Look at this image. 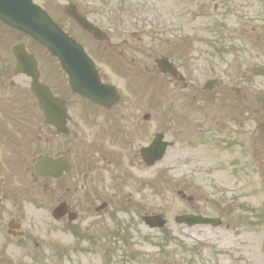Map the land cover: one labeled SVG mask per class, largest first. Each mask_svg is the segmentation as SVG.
<instances>
[{"label":"flooded vegetation","instance_id":"flooded-vegetation-1","mask_svg":"<svg viewBox=\"0 0 264 264\" xmlns=\"http://www.w3.org/2000/svg\"><path fill=\"white\" fill-rule=\"evenodd\" d=\"M230 16L238 19L242 30L251 27L256 33L254 21L264 19V0H217V27L219 19ZM12 85L10 67L3 61L0 90ZM0 98L6 103L4 92ZM21 101L24 96L16 94L18 108H0V237L7 231L8 241L26 252L17 259L55 262V238L40 244L34 236L43 229L54 233L55 207L61 204L68 215H76L72 221L65 216L62 222L74 238L79 231L78 245L89 239L90 230L115 229L118 234L125 225H134L131 217H125L124 178L148 180L150 170L154 176V168L140 159V148L148 140L135 141L153 119L144 121L140 114L116 105L80 109L74 102L71 127L61 139L54 129L39 123L42 114L37 109L21 110ZM140 126L143 131L136 130ZM43 156L53 162L65 157L67 170L60 176L38 173L35 166ZM98 239L91 237L89 242Z\"/></svg>","mask_w":264,"mask_h":264},{"label":"rangeland","instance_id":"rangeland-1","mask_svg":"<svg viewBox=\"0 0 264 264\" xmlns=\"http://www.w3.org/2000/svg\"><path fill=\"white\" fill-rule=\"evenodd\" d=\"M77 1L84 5L86 8L84 11L101 27L106 25L104 17L114 16L117 13L115 11V5L119 7L120 4H122L121 7L123 13L128 16V20L125 21L126 29L137 28L149 31L153 29L150 23L152 21L149 18L150 5L148 3L139 6H132L128 3L117 2L119 0ZM192 2L194 3L195 1L192 0ZM174 3L175 2L173 1L172 4ZM178 8L181 11L183 10L180 7ZM168 22L176 23L174 19H170ZM176 29L179 30L182 28L178 26ZM0 33H2L5 44L8 46L12 45L18 39L29 43L27 39L19 38L17 35L10 33L7 30H0ZM154 38H156V40L153 39L152 41H156V46L159 48V45H161L159 41L162 42L163 38ZM260 45L263 49L261 50V47L256 48V46H254L253 52L258 57L262 55L260 59L264 61V44ZM160 51L162 52V49H160ZM172 52L173 50L171 53ZM204 55L195 51L191 54L189 53L188 60L194 57L198 59ZM135 56L141 57L140 53H135ZM124 81H126V78H124ZM254 81L255 82H253L252 86L253 89L264 90V75L256 76ZM148 82V87L144 89L143 85L139 83V79H137L136 84L138 87H142V89L138 91L132 88L131 91L135 95L136 92H138L139 95L143 96L144 94L145 97L147 93L149 95L151 94L153 98L155 96V102L153 104L157 118L154 124L156 131H160L163 130L165 125L159 117L163 115L164 111H166L169 108V105H171V103H169V94L167 96V91L164 89L163 79H150ZM126 95L135 97V95L130 92L126 93ZM172 95H174L173 99H175V96L180 98L178 102L184 109H191L192 111L193 108H198L197 102L191 103L188 97L183 96V92H173ZM208 105L213 107H208L203 114L211 115V110H217V118H219L222 123L224 122V119L221 115L232 114V111L238 110L237 105L232 107L230 104L217 101V99L215 102L209 100ZM184 115L187 118L186 122L183 120L178 124L186 126L187 129L185 130L183 126L175 125L169 130L167 136L169 138L170 135L176 136L174 140L177 142L178 139L177 146L173 149H169L168 154L156 168V171H158L159 168H168V175L173 177L171 184L175 185L178 189L183 188L181 184L183 180L176 175L184 172L186 174L184 178L185 181L188 180L192 184L189 192L194 194L205 192V195L206 192L207 195L216 194L217 199L223 202V204L226 203V201H229L232 197H236V201L239 205L244 203L251 206V213H243L245 210L238 209L235 210L233 214L238 217L242 215L250 217L246 220L247 222H251V224L237 225L234 228L229 226L216 228L207 226L186 227L176 225L173 220L174 216L187 211V208L191 209V207H187V205L181 203L182 201L174 193H170V199L168 200L170 204L167 216L170 219L168 231L171 232L172 237L170 238V244H167L168 246L164 247L163 253L161 254L160 252L159 255L152 260L155 259V262L160 263L166 257L168 264H264V219L258 218L259 214H264V174L259 176L256 169L250 165L254 158L258 160L260 157H264V132L260 133L256 121L262 119L253 118V121L250 123V126L253 125V130H248L249 135H253L254 142H258V144H255L253 148L247 147L243 155L240 154L238 148L234 149L230 152V160L226 158L229 156V153L225 151H229V149L224 147L222 142L218 143V141L222 140L223 133L218 132L217 129V180H215L216 178L214 179L207 175L205 166L199 163V152L202 151H197L199 145L191 144L195 143V141L193 142V140H191L192 138L190 139V136L195 135L193 132L195 130L194 123L192 121L195 118L191 114L185 113ZM228 125L231 129L229 136H232V131L235 127L231 124ZM172 130H178L180 131V134L177 133L176 135ZM182 130L185 131L182 132ZM239 131L246 133V130ZM252 141L253 139L247 138V140H244L243 142L247 144ZM203 150L205 151L207 149L203 148ZM227 161L232 162L227 165ZM232 164L237 166L234 167ZM172 165L175 166L176 170L172 169ZM213 167V164H211L210 168ZM234 169H237L238 172H235ZM187 187L188 191L189 184H187ZM154 200L156 209L161 205L168 203L165 199L157 195L154 196ZM197 201L198 199L196 198V202ZM252 212L257 213L254 215ZM219 214L220 213L217 212V215ZM224 215L225 214H222V216ZM226 221H228V218ZM258 222H260V224L257 225ZM151 237L155 238V247L158 249V243H163V235L160 231H154ZM88 259H90L91 263H93V259L99 260L96 255H91L90 257H83L81 263L88 264Z\"/></svg>","mask_w":264,"mask_h":264},{"label":"water","instance_id":"water-1","mask_svg":"<svg viewBox=\"0 0 264 264\" xmlns=\"http://www.w3.org/2000/svg\"><path fill=\"white\" fill-rule=\"evenodd\" d=\"M33 13L32 15L30 13ZM39 10H35L30 6L28 1L22 0V3H19V0H0V16L2 15L5 19H7L12 25L22 28L23 30H26L33 35H35L37 38L42 40L43 42L47 41V33L45 30L49 31L50 29L48 26L41 20L42 18L39 17ZM83 25L84 21L79 20ZM48 41L55 45L54 52L59 54L62 58V60L66 63H71L76 60V56L73 53L72 49L77 51L78 54L84 58L82 53L77 50L76 47H74L68 40H66V43L72 48L70 49L66 45L55 43L54 41H51L48 39ZM71 69V67L69 66ZM91 71V69L89 68ZM91 74L92 71H91ZM93 77L95 78L94 74ZM93 93L97 94L99 97H103L105 94V90L102 89L100 86H95L93 88ZM39 92L40 97L42 99V102L48 107L53 108L55 106V110L58 109L57 106V99H53V97L48 93L45 89H43L41 86H39ZM63 117V115H61ZM55 117L51 116V121L55 122ZM161 137L158 136L156 142L153 145L152 155L148 158L149 160H152L153 158L158 159L163 151H164V144L161 142ZM187 216L185 217L186 220L193 221L196 219L197 221H210L209 219H202V218H195ZM194 222V221H193Z\"/></svg>","mask_w":264,"mask_h":264}]
</instances>
